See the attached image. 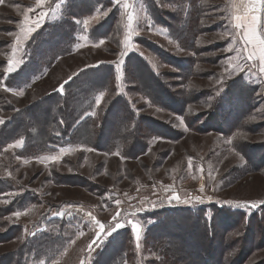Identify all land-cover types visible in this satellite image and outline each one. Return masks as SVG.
<instances>
[{"label":"rangeland","instance_id":"obj_1","mask_svg":"<svg viewBox=\"0 0 264 264\" xmlns=\"http://www.w3.org/2000/svg\"><path fill=\"white\" fill-rule=\"evenodd\" d=\"M131 3L138 33L129 47L124 44L127 17L115 0H46L42 7L36 0L0 2V264L26 241L45 234L64 239L61 251L43 261L27 255L29 264H119L99 254L126 230L119 248L128 259L122 264H161L150 250L148 222L141 218L201 207L210 208L215 218L212 239L202 238L201 228L192 232L184 247L171 251L181 260L173 264H264V76L245 59L244 44L229 20V0ZM29 8L34 11L28 26L41 11L47 17L14 51ZM54 48L59 49L56 57ZM9 59L16 70L5 75ZM118 61L123 62L120 81ZM98 68L106 71L86 73ZM106 72L107 90L84 104L90 111L66 120L70 134L81 132L84 139L63 138L56 129L51 133L58 142L47 143L38 154L31 152L30 141L23 153L27 135L18 124L12 129L19 127L21 137L11 139L16 135L8 134L9 124L16 114L36 127L44 118L41 100L52 102L53 93L63 97L72 82L86 84V96L106 81ZM55 120L66 124L62 116ZM20 141L22 146L8 148ZM61 148L69 151L61 153ZM51 155L60 159H42ZM173 194L180 200H170ZM195 196L203 202H185ZM228 200L258 206L236 208L224 203ZM16 211L23 214L17 218ZM89 213L106 231L117 222L123 227L97 239L99 226ZM129 219L142 226L139 247ZM194 226L178 223L176 234ZM54 239L46 241L47 253L57 252Z\"/></svg>","mask_w":264,"mask_h":264},{"label":"trees","instance_id":"obj_2","mask_svg":"<svg viewBox=\"0 0 264 264\" xmlns=\"http://www.w3.org/2000/svg\"><path fill=\"white\" fill-rule=\"evenodd\" d=\"M58 50L59 49L56 48L51 50L53 53L52 57H56L58 55L59 53ZM132 63L133 66L135 67V70L137 69L135 72H139L140 64L138 60H133ZM100 68L88 70L86 71V73H88L89 71L91 72L99 71L100 73L102 70L106 71V68L105 69H100ZM142 69L146 70L144 66L142 67ZM147 72H148L147 70L146 72H144L145 75L150 77L151 74ZM83 73L86 74L85 72ZM106 75H107L106 81L101 83L98 88H94L92 92L87 94L86 96L85 94L87 92L82 93V90L85 88L86 84H82V83L74 84L72 82L68 85V87H66V92L63 97L60 94L53 93L51 97L52 102L48 103L47 100H41L38 103V106H39V110L43 107L41 111L44 115V118L43 120H41L40 124H37L36 127L34 124L31 127V124L28 122L27 118L24 117V115H21L20 113L16 114L14 116V119L9 124L11 130H8V134H10V137L16 135L19 132L18 128L21 127V129L23 130L22 133L25 132V134L27 135L25 136V139L23 138L25 140V145L23 148L24 154H27L29 141L31 147L34 146L31 152L35 151V154H38L40 151H44V149H46V145H48L47 143H51L53 140L55 143L58 142L57 138L51 133L53 130L56 129L57 130L60 129V133H61L60 135L63 138L72 137L74 138L75 141L79 140L80 137L83 138V133L81 132H72L70 134V131H68L69 130L68 125L72 121V119L76 118L77 116L83 113H86L87 111H90V108H88L87 106L85 107L84 104L90 101L91 97L95 98V95L97 93H101L107 90L108 79H109L107 72ZM99 78H101V76ZM150 78L151 80H154L153 77ZM92 87H94V85H90L87 88H92ZM117 100L119 101V99L116 98V101ZM63 102L68 103L67 112L62 110V108L65 109ZM90 103L94 104L93 101H91ZM57 115L62 116L65 123L66 120L68 121L70 120V122L66 124H63L61 122L62 123L61 126L59 121L55 120ZM133 117L134 115H132V118ZM17 124L19 125V127L17 129L15 128L12 129V127H15ZM87 129L89 128L87 127ZM32 130L34 131L33 134L30 133V131ZM31 134L33 136H31ZM131 134L132 131L129 130H127V132L125 133L126 136L128 135L127 137H129ZM20 137L16 135L11 139H14L13 141H15ZM11 139L7 138L5 142L6 141L10 142ZM137 139L138 141L141 140L140 131L137 134ZM239 218L245 219V215L241 214ZM253 218L254 217L252 216L250 219ZM141 220L148 222L144 225L147 227L146 234H148V236L152 238L151 240L153 241V244L151 245L152 248L150 247V250H152L155 253L158 260L157 263L173 264L172 261L179 262L181 260H179L178 258L179 255H174L173 253H171V251L175 249L177 246H180V244L182 247H184L183 244H185L188 241V239L191 238V235L193 234L192 232H195L197 229L201 228L200 236L204 239H212V237L208 235L211 234L212 232L215 218L212 215L210 208L201 207L194 210L174 209L169 211L156 212L153 214L151 213L149 215H146L145 217H142ZM188 222L190 223L192 222V224L195 225L194 229L191 231L186 230L185 232V231H181L182 228H179L180 234H176L177 230L175 229V225H177L178 223L181 225V223L184 224ZM168 229H170V231ZM127 231L128 230L117 234L116 238L112 240V243L99 254L101 255L100 257H102V255H106L107 260H110L112 258L114 260L115 258H117L119 264H122L126 260V258L128 259V257L125 255L126 251L124 250L122 251V247L119 248V246L125 242ZM52 239H54L52 242L58 250L57 252L54 253H47L48 244L46 241L49 242ZM25 243L26 245L21 246L17 251H15V254L10 258V260L5 261L4 264H29V259L27 258V255H32L33 258L41 261L50 259L61 251V248L64 245L65 241L63 238L58 239L55 236H48V234H45V235H41L37 239L28 240ZM129 262L130 260L128 261V264ZM93 264H102V263L100 262V260H97ZM193 264H197V263L195 262Z\"/></svg>","mask_w":264,"mask_h":264},{"label":"snow or ice","instance_id":"obj_3","mask_svg":"<svg viewBox=\"0 0 264 264\" xmlns=\"http://www.w3.org/2000/svg\"><path fill=\"white\" fill-rule=\"evenodd\" d=\"M2 2V0H0ZM46 0H36L37 7H42L45 4ZM115 3L121 8V10L126 14L127 17V24H126V35L124 44L125 46H131V38L138 33L137 27L134 26L135 22V16L133 11L131 10L133 8V5L131 3V0H115ZM34 11V9L29 8L24 13V20L22 22V26L20 27V34L17 35L16 40L13 44V50L17 48L18 45H21L24 41L28 40L31 34L40 27V21L44 20L47 17V13L41 11L39 16L31 22L34 26H28L29 25V12ZM228 13H229V20L232 25V27L236 30V35L240 37L241 42L244 44L243 51L246 53L245 59L250 62V66L252 68L258 67V73L261 76H264V0H239L238 3H234L233 0H229V6H228ZM55 14V12H54ZM104 15H107V13H103ZM76 23H80V21H76ZM84 25L87 26L88 20H84ZM104 41L101 40L100 44H103ZM231 50V49H229ZM120 55H125V53H120ZM258 62V64H257ZM122 61H118L116 65V79L117 81H120L122 79ZM229 67H233L231 62H229ZM247 66V65H246ZM235 68H240V65L237 64L234 66ZM16 70V62L12 59H9L8 66L5 69V75H8ZM241 71L243 69L241 68ZM3 86V85H0ZM5 91H14L13 89L4 88ZM60 91L63 90V87L59 89ZM19 95H23L22 92L19 93ZM101 96H98L96 98V104L99 105L101 103ZM179 119V117H178ZM3 120H0V123H3ZM22 146V141L17 142L15 145L9 144L8 148L13 147H20ZM88 151H92V149H87ZM69 151L68 148H61V153H67ZM42 159L50 160V161H58L60 157L58 155H51L47 157H43ZM189 159V165L191 167V157ZM201 173H203V169H199ZM205 186L201 184L199 191L203 192ZM169 191H171V186L168 188ZM207 199L211 200V197H208ZM170 200H180V197L176 194H173L170 197ZM203 202V197L201 196H195V197H189L188 200L185 202ZM120 201L116 200L117 206L120 205ZM225 204L236 207V208H245V207H251L255 208L258 206L256 201H225ZM261 204H264V201L260 202ZM23 213L21 211H16L13 213V215L17 218H19ZM57 215L62 216L63 213H57ZM92 221L95 222L99 226V230L96 232V237L99 239L102 234L105 235H111L113 232L117 231L121 227H123V224L117 222L114 227L108 226V230L106 231V226L104 223H101L99 220L96 219L94 215L91 213L88 214ZM120 216L119 208L117 210V213L115 216L112 217L114 221L118 219ZM127 223L131 226V231L133 233V236L135 240L137 241V246L139 247V242L142 238V226L140 223L136 222L135 220L129 219ZM83 235V233H81ZM96 240H93L92 243L89 245V250H91L92 246L96 243ZM81 264H83V261H81Z\"/></svg>","mask_w":264,"mask_h":264},{"label":"crops","instance_id":"obj_4","mask_svg":"<svg viewBox=\"0 0 264 264\" xmlns=\"http://www.w3.org/2000/svg\"><path fill=\"white\" fill-rule=\"evenodd\" d=\"M238 2H239V0H236V1H235V3H238Z\"/></svg>","mask_w":264,"mask_h":264}]
</instances>
